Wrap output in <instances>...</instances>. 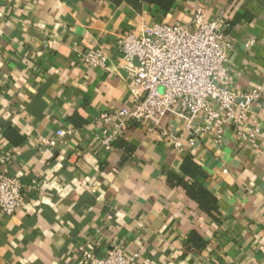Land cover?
Wrapping results in <instances>:
<instances>
[{"label": "crops", "instance_id": "1", "mask_svg": "<svg viewBox=\"0 0 264 264\" xmlns=\"http://www.w3.org/2000/svg\"><path fill=\"white\" fill-rule=\"evenodd\" d=\"M195 1L228 24L230 85H261V133L252 144L203 135L193 149L182 139L178 153L132 124L103 148L96 117L130 102L119 35L189 23ZM171 3L0 0V167L24 187L21 208L0 212V264H87L75 257L86 242L99 256L137 253L133 264H264V0ZM96 48L109 70L82 61ZM186 157L203 174H186Z\"/></svg>", "mask_w": 264, "mask_h": 264}, {"label": "built area", "instance_id": "2", "mask_svg": "<svg viewBox=\"0 0 264 264\" xmlns=\"http://www.w3.org/2000/svg\"><path fill=\"white\" fill-rule=\"evenodd\" d=\"M195 2L189 23L142 22L140 34L119 35L122 58L130 64V102L96 117L103 148L111 149L132 124L158 141H168L178 153L184 150L182 139L193 149L203 135L220 139L230 131L238 143L252 144L261 133L262 120L255 111L262 104L261 85L245 91L230 85L229 54L234 44L225 34L228 24L221 16L208 17ZM106 59L101 48L82 56L84 64L109 70ZM169 118L180 120L182 128L168 127L164 120ZM56 134L66 131L57 129ZM23 190L20 178L0 167L3 215L12 216L21 208ZM75 257L87 264H133L137 253L129 256L115 246L99 256L86 242L78 244Z\"/></svg>", "mask_w": 264, "mask_h": 264}, {"label": "trees", "instance_id": "3", "mask_svg": "<svg viewBox=\"0 0 264 264\" xmlns=\"http://www.w3.org/2000/svg\"><path fill=\"white\" fill-rule=\"evenodd\" d=\"M154 3L158 4L161 8L168 10L169 7L171 6L172 0H152ZM183 165H182V170L188 174L190 177H194L196 175H201L202 170L200 169L199 165L195 162L192 161L190 157H186L183 160ZM187 191L189 195L194 199L201 200L204 198L206 195L204 193V190H202L199 186L197 185H187L186 186ZM207 200V199H206ZM208 202V201H206ZM208 204V203H207ZM208 207V206H207ZM208 209V208H207Z\"/></svg>", "mask_w": 264, "mask_h": 264}]
</instances>
